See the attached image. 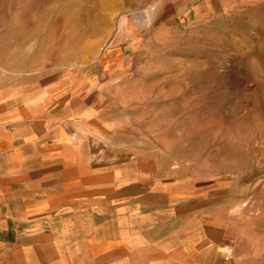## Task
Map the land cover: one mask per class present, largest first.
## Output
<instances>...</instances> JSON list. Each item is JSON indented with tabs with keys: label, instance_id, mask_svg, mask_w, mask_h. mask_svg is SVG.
<instances>
[{
	"label": "rangeland",
	"instance_id": "obj_1",
	"mask_svg": "<svg viewBox=\"0 0 264 264\" xmlns=\"http://www.w3.org/2000/svg\"><path fill=\"white\" fill-rule=\"evenodd\" d=\"M82 1L0 0V87L69 99L264 264V0Z\"/></svg>",
	"mask_w": 264,
	"mask_h": 264
},
{
	"label": "crops",
	"instance_id": "obj_2",
	"mask_svg": "<svg viewBox=\"0 0 264 264\" xmlns=\"http://www.w3.org/2000/svg\"><path fill=\"white\" fill-rule=\"evenodd\" d=\"M16 91L0 87V264H233L210 202L156 187L132 153L76 128L69 99Z\"/></svg>",
	"mask_w": 264,
	"mask_h": 264
},
{
	"label": "bare ground",
	"instance_id": "obj_3",
	"mask_svg": "<svg viewBox=\"0 0 264 264\" xmlns=\"http://www.w3.org/2000/svg\"><path fill=\"white\" fill-rule=\"evenodd\" d=\"M74 1V3H76V2H79V0H73ZM80 1H82V0H80ZM83 2V1H82ZM102 2V1H101ZM102 7H104L103 6V4H101V3H97V6H96V9L97 10H100ZM81 10H82V12L83 13H85V7L84 6H82L81 7ZM105 16H106V14H105ZM67 23V21L65 20V24ZM64 24V25H65ZM53 49V48H52ZM48 51V53H50V51H51V49H49V50H47ZM53 51V50H52ZM56 52H57V55H56V57H57V61H60V62H64L65 61V59L67 58V56H65V52H64V55H62L63 54V52H62V48L61 47H58L57 48V50H56ZM46 54V53H45ZM43 56V55H42ZM54 56V55H53ZM52 61V60H51Z\"/></svg>",
	"mask_w": 264,
	"mask_h": 264
}]
</instances>
